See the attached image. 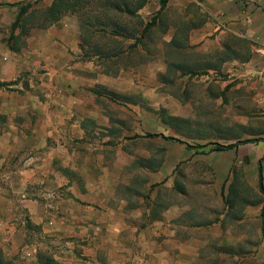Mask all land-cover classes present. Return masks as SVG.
<instances>
[{"label":"rangeland","instance_id":"374dc122","mask_svg":"<svg viewBox=\"0 0 264 264\" xmlns=\"http://www.w3.org/2000/svg\"><path fill=\"white\" fill-rule=\"evenodd\" d=\"M14 3L30 5L32 11L48 7L44 0ZM209 4L210 0H170L157 14L159 0H147L130 17L110 10L105 0H83L82 10L72 16L84 26L82 38L92 53L97 54L98 48L104 53L120 51L118 58L104 59L105 68L121 88H128L130 80L131 90L137 91L135 112H114L121 125L120 150L128 156L122 155L120 160L121 182L128 188L130 201L140 206L142 222L137 228L157 230L151 240L146 233L141 246L137 237L127 248L145 249L150 255L167 251L168 264H264V195L259 192V169L264 185V58L255 57H264V46L258 39L245 40L231 33L226 42L237 53L233 58L256 61H231L206 75L198 70L186 74L180 68H193L191 48L169 46L174 39L191 47L199 34H209L210 25L216 24ZM246 6L241 4L242 9ZM1 8L6 9L0 14L6 20L0 27L2 41L20 45L22 42L10 37L19 7L3 4ZM146 24L151 27L140 44L130 48L135 40L129 32L137 30V39ZM117 25L124 31L112 36ZM142 94L146 96L142 98ZM246 140L253 142L216 151L218 146ZM102 151L107 155L112 150L105 147ZM113 151L116 153L117 145ZM233 186L239 193L240 220L228 216L225 204ZM242 204L244 210L239 212ZM175 207L181 208V216H170L149 228L147 215L155 218L165 210L171 214ZM93 242L77 239L50 245L60 262L45 254L42 263L96 264L88 260L86 252ZM98 255L102 254L96 253L102 259L100 264H107L106 257Z\"/></svg>","mask_w":264,"mask_h":264},{"label":"crops","instance_id":"0c3cea01","mask_svg":"<svg viewBox=\"0 0 264 264\" xmlns=\"http://www.w3.org/2000/svg\"><path fill=\"white\" fill-rule=\"evenodd\" d=\"M45 1L49 7L54 0ZM3 4L16 3L0 0V14ZM209 5L216 24L191 47L184 45L191 48L193 67L212 74L216 68L211 66L225 55L224 65L254 63L233 58L237 53L226 39L234 34L264 46V0H210ZM5 24L0 19V27ZM81 31L78 19L68 15L49 28L31 29L20 45L5 44L0 34V84L7 85L0 87L2 257L7 264H43L47 254L57 263L50 245L82 239L94 241L86 252L96 264L102 262L97 251L107 264H168L167 251L150 255L127 248L137 237L141 246L146 233L151 240L157 230L137 228L140 206L130 201L121 182L120 160L127 155L120 150L121 125L114 112H135L137 91L130 80L128 88L120 87L104 58L82 42ZM105 147L112 150L107 155ZM165 211L147 215L149 228L182 215L178 207Z\"/></svg>","mask_w":264,"mask_h":264},{"label":"trees","instance_id":"16d2710c","mask_svg":"<svg viewBox=\"0 0 264 264\" xmlns=\"http://www.w3.org/2000/svg\"><path fill=\"white\" fill-rule=\"evenodd\" d=\"M38 2L41 0H37ZM170 0H159V5H160V10L158 11L157 14L161 13L164 11V9L167 7L168 3ZM147 4V0H119V1H113V0H105V6H107L110 10L115 11L119 14H125L130 17H135L138 11H140L142 8H144ZM15 7L18 8V14L16 17L15 22L11 25V39L12 40H17L21 41L26 39L27 35L29 34L31 29H46L52 26L53 24L59 22L62 18L68 16V15H78L79 12L83 8V0H54L51 5L43 10L40 11H32L30 5H21L19 3H16L14 5ZM31 10V11H30ZM37 15V16H36ZM157 16V15H156ZM110 22H108L109 24ZM152 23L155 25L156 20L154 19ZM81 30L83 32L84 26L81 25ZM151 27V24H146L141 32V35L139 38L136 39L137 37V30H132L129 32L130 38L135 40V43L130 47V48H136L140 42L142 36L146 33L147 29ZM118 30L114 31L111 35L112 36H121L122 29L119 25H117ZM19 31L17 35H14L16 31ZM105 32V31H104ZM83 43H87L83 38H82ZM173 46L175 48H184L183 43H181L179 40H174L169 43V46ZM98 48V47H96ZM15 51H18V48H14ZM97 55H101L104 59L109 60L111 58H118L120 55V51L115 52L110 51L109 53H104L102 52L99 48L96 50ZM233 56V55H232ZM236 56V54H234ZM229 57L227 55L221 57L219 61L217 62L216 65H212L211 67H214L217 69L219 65L223 64L225 62L224 60H228ZM183 69V71L186 74H195L196 68H188L185 69L184 67H180ZM7 86L6 84H0V87H5ZM2 117L0 116V125L2 122ZM253 141H242L238 142L237 144H230L228 146L224 147H219L216 149L217 152H224L228 150H232L236 148L240 144H246L250 143ZM256 142V141H255ZM180 186V185H179ZM181 188V187H180ZM180 191L182 192L183 189L181 188ZM259 192L264 195V185H263V178H262V171L259 169ZM238 198H239V193L237 190L234 189V186L230 188L229 194L225 198V204L228 208V216H231L236 219L240 220L243 216L241 217L238 216L237 214V209H238ZM251 203H245V205H249ZM264 208V206H263ZM244 210L243 204L240 205L239 212ZM234 211V212H233ZM0 264H7L4 262L2 253L0 251Z\"/></svg>","mask_w":264,"mask_h":264}]
</instances>
